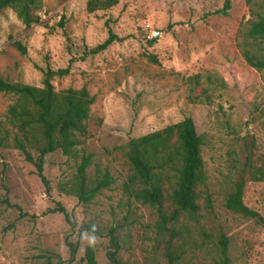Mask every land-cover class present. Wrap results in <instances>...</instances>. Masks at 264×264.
I'll return each instance as SVG.
<instances>
[{"label": "rangeland", "instance_id": "obj_1", "mask_svg": "<svg viewBox=\"0 0 264 264\" xmlns=\"http://www.w3.org/2000/svg\"><path fill=\"white\" fill-rule=\"evenodd\" d=\"M89 1L42 0L41 20L31 27L11 9L0 14L2 78L43 88L48 70L69 69V75L54 78L56 91L87 88L95 97L76 157L46 158L50 191L13 140L2 149L0 264H46L54 254L69 261L67 242L79 243L71 264H86L89 246L99 264H111L109 238L94 235L90 243L84 234L93 235L82 231L87 226L102 233L119 228L121 256L129 264H167L156 210L125 191L133 174L129 144L188 118L204 141L207 182L200 188V219L186 222L192 243L184 264H217L223 237L231 264H264V225L226 206L250 157H264V74L243 55L264 0H119L117 7L94 14L87 10ZM221 10L227 15L217 14ZM111 34L114 44L94 55ZM16 100L0 95V134L8 129L12 138L17 131L8 112ZM86 156L91 183L106 172L114 179L90 204L64 191ZM244 201L264 219V182H249ZM58 203L73 224L49 212Z\"/></svg>", "mask_w": 264, "mask_h": 264}, {"label": "trees", "instance_id": "obj_2", "mask_svg": "<svg viewBox=\"0 0 264 264\" xmlns=\"http://www.w3.org/2000/svg\"><path fill=\"white\" fill-rule=\"evenodd\" d=\"M119 2L90 0L87 10L90 14L109 11L117 7ZM41 8L42 0H0V14L11 9L27 27L40 22ZM226 10L218 11L217 14L227 15ZM256 17L257 19L250 23L251 27L246 35L248 49L243 55L250 67L264 74V13ZM115 38V35L111 34L110 38L93 49L92 53L96 55L106 51L114 44ZM15 46L24 56L28 54L22 43L17 42ZM69 73V69L48 70L45 73L43 88L12 84L0 75V95L10 94L17 98L8 112L10 124L17 132L12 138L10 130H2L0 158L3 157L2 149L13 140V147L24 156L26 162L36 168L48 191L50 188L45 176L46 158L51 155L76 157L79 138L87 135V122L95 104V97L87 88L56 91L53 85L54 78L65 77ZM203 146V138L199 135L192 118L133 139L129 144L128 159L133 174L125 184V191L130 200L156 210L158 215L156 229L164 240L167 264H184V257L192 243L191 228L186 222H198L201 217L200 188L207 182ZM90 164L91 157H84L73 185L64 189L83 204H90L103 190L114 184L109 172L91 183L87 176ZM249 182H264V157L257 160L254 155L250 157L242 178L235 183L227 198L226 206L230 211L255 219L264 225L263 217L245 204V190ZM49 212L63 214L66 220L73 224L61 203ZM92 228L87 226L82 231L109 238L111 250L108 258L111 264H129L121 256L123 246L119 228L113 227L107 233H102L96 228L93 232ZM67 246L71 253L69 261L54 254L47 257L46 264H55L53 259L56 260V264L74 263L79 252V243L67 242ZM220 248L221 260L217 264H231L229 241L226 237L221 239ZM84 261L86 264H99L94 247H87Z\"/></svg>", "mask_w": 264, "mask_h": 264}, {"label": "clouds", "instance_id": "obj_3", "mask_svg": "<svg viewBox=\"0 0 264 264\" xmlns=\"http://www.w3.org/2000/svg\"><path fill=\"white\" fill-rule=\"evenodd\" d=\"M92 231L95 232V227H94V226H93V228H92ZM84 236H85V238H88V239H89V242H90V243H94V242H95L96 237H95L94 235L91 236V237H89V236H88V233H85Z\"/></svg>", "mask_w": 264, "mask_h": 264}, {"label": "water", "instance_id": "obj_4", "mask_svg": "<svg viewBox=\"0 0 264 264\" xmlns=\"http://www.w3.org/2000/svg\"><path fill=\"white\" fill-rule=\"evenodd\" d=\"M159 34H160V32L158 31V32L156 33L155 37H154L156 40L159 39Z\"/></svg>", "mask_w": 264, "mask_h": 264}]
</instances>
